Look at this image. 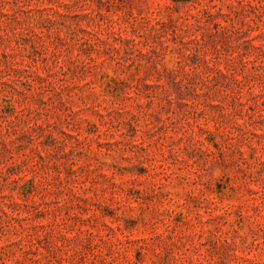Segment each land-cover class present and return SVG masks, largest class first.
Instances as JSON below:
<instances>
[{
  "label": "rangeland",
  "instance_id": "obj_1",
  "mask_svg": "<svg viewBox=\"0 0 264 264\" xmlns=\"http://www.w3.org/2000/svg\"><path fill=\"white\" fill-rule=\"evenodd\" d=\"M0 264H264V0H0Z\"/></svg>",
  "mask_w": 264,
  "mask_h": 264
}]
</instances>
